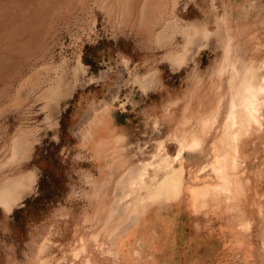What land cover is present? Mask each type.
Listing matches in <instances>:
<instances>
[{
  "label": "rangeland",
  "instance_id": "374dc122",
  "mask_svg": "<svg viewBox=\"0 0 264 264\" xmlns=\"http://www.w3.org/2000/svg\"><path fill=\"white\" fill-rule=\"evenodd\" d=\"M198 26L214 35L187 56ZM253 63L264 0H0V183L36 173L0 206V264H264V127L240 142L245 198L192 200L220 184L213 145ZM169 165L178 198L158 193Z\"/></svg>",
  "mask_w": 264,
  "mask_h": 264
},
{
  "label": "bare ground",
  "instance_id": "6f19581e",
  "mask_svg": "<svg viewBox=\"0 0 264 264\" xmlns=\"http://www.w3.org/2000/svg\"><path fill=\"white\" fill-rule=\"evenodd\" d=\"M191 32L193 35L188 36V38L185 42L184 54L187 56L188 55L194 56L196 54L199 46H201V44L202 45L205 44L206 41L208 40V38L214 35L213 33H209V34L206 33L204 31V29L202 27H199V26H198V28H194V30L192 29ZM186 59H188V57ZM183 61H184V59H183ZM178 63H180L179 60H178ZM228 64H229V62H228ZM262 65H263L262 67L264 69V64H262ZM260 68L261 67H259L257 64H254V63L251 64L250 67L248 68V70L245 71L246 74L245 75L243 74L244 78L240 83V87L237 88L235 91L230 90V91H233V95H232V99H231L230 106H229L230 107V114H229V116L227 115L228 116L227 117L228 119L226 118L227 123H225L226 125H224L225 126L224 127V134L222 135V138L220 137L221 138L220 141L219 142L217 141V143H215L213 145V148L216 151V153H215L216 155L214 157L215 160H214V166L213 167H214V171L216 172V174L219 175L220 184L215 185V183H214V185H212V186L211 185L209 186V184L204 185L203 188L194 192L193 197H192L193 202L199 203V202H202L201 201V199H202L203 203H201V204L203 205V207H205L207 205V202L209 199L210 200L212 199L215 201L216 200L218 201L220 199V200H222V202H225V203H231L235 200L238 201V199L245 198V196L247 194V188L249 190V187H248L249 185L246 186V185H244L246 182L243 184V181H241V177L243 175L242 169L244 167L242 165V161L240 160L241 155L239 152H240L241 140L244 139V137H247V135L251 131L258 132V131H260V129L262 127H264V126H262L263 121H264V116L262 114V112H263L262 110L264 107V70H262L263 72L261 73L262 68L261 69ZM240 77H241V75H240ZM71 85H72V83H71ZM219 87H218V89H219ZM212 91H211V93H212ZM207 95H208V93H207ZM194 97L196 98V96H194ZM205 102H206V100H205ZM218 105H220V104H218ZM215 114H216V111H215ZM92 121H93V119H92ZM204 126H206V125H204ZM220 132H222V131H220ZM190 136L193 137L192 134ZM216 139H218V138H216ZM22 145H23V141L21 138H17L13 141V148H12L13 155H12L11 159L9 160L10 164L16 163L17 160L20 159L19 157L25 158L27 156L26 151H24L25 149H22L23 148ZM33 145H34V143H33ZM200 147H201L200 141L198 140V138H195V137L192 138L190 143H184V142L180 143V150H179L178 156L175 159V161L178 162V160L182 157L181 155H182L184 150L186 151V149H187V151L188 150L196 151ZM168 162L169 161L167 159V165H168ZM5 164H7V163H5ZM147 168H148V166H147ZM166 171H167L166 176L164 177V179L161 182V184L159 185V187L157 186L158 187V193L161 192L162 190H166V194L169 197L178 198L181 191H182L183 169L181 167L177 169L175 166L171 167L169 165V166H167ZM200 180H201V178H200ZM249 181H247V182H249ZM35 183H36V173L33 171H30V172L28 171L22 175L17 176V177L8 178L4 182L0 183V206H2L6 211L10 212L11 210H13V208L16 205H18L26 196H28L33 191V189L35 187ZM249 184H250V182H249ZM154 194L156 195V193H154ZM158 196H159V194H158ZM218 203H220V202L218 201ZM208 205H209V203H208ZM203 207H201V208H203ZM240 227L246 228L247 224L242 223V224H240ZM39 252L41 253V251H39Z\"/></svg>",
  "mask_w": 264,
  "mask_h": 264
}]
</instances>
